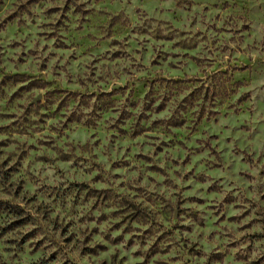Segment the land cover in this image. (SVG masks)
<instances>
[{"label": "rangeland", "instance_id": "rangeland-1", "mask_svg": "<svg viewBox=\"0 0 264 264\" xmlns=\"http://www.w3.org/2000/svg\"><path fill=\"white\" fill-rule=\"evenodd\" d=\"M0 264H264V0H0Z\"/></svg>", "mask_w": 264, "mask_h": 264}]
</instances>
